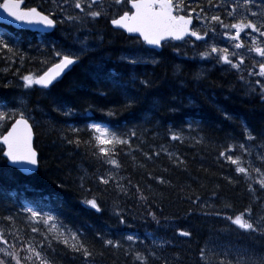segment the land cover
<instances>
[{
	"label": "trees",
	"instance_id": "obj_1",
	"mask_svg": "<svg viewBox=\"0 0 264 264\" xmlns=\"http://www.w3.org/2000/svg\"><path fill=\"white\" fill-rule=\"evenodd\" d=\"M89 22L88 47L81 52L77 46L80 60L46 89L40 85L26 89L19 77L29 71H46L57 61L51 45L61 49V44L69 45V39L59 34L60 28L42 38L12 26L0 29L6 41L15 44L18 40L16 47L20 49L10 61L0 53V103L7 108L19 107L34 123L39 152V168L29 176L10 166L6 158L0 159V226L18 229L25 240L29 236L40 240L47 228L42 223H29L23 207L58 216L63 225L78 231L93 255L85 258L53 241L54 264H140L125 254L127 248L145 255L155 252L156 257H148V264H163L164 260L168 264H204L199 250L206 242L215 253L227 251L226 259L232 264H236V257L264 254V235L240 230L223 215L214 214L222 211L234 216L251 206L253 219L264 215V190L255 182L256 174L246 181L230 161L219 157L229 143L245 142L246 126L256 139L246 144L251 156L245 154L243 160L253 159L256 167L264 170V162L257 158L264 155V101L258 94L259 85L252 83L256 92L249 94L247 81L252 80L247 72L237 73L215 59L201 57L199 53L206 47L193 39L167 42L156 51L141 40L137 42L136 37L119 33L107 19ZM69 32L66 35L73 38ZM20 55L24 56L23 64ZM133 56L135 64L130 63ZM44 60L48 63H42ZM241 74L244 81L238 78ZM129 99L133 103L127 107ZM70 109L71 114L65 115ZM109 110L116 115H107ZM11 122L0 128V134ZM90 123L125 137L129 131L136 132L130 146H115L113 158L118 169L98 153L92 130L86 127ZM70 127L81 131L72 133ZM171 132L182 139L172 140ZM77 135L81 141L91 139V143H67ZM232 154L239 155L240 150L234 149ZM177 159L182 163H174ZM109 172L116 179L101 183L98 177L107 178ZM248 183L253 184L254 193ZM137 186L147 200L139 199ZM92 198L97 199L100 212L85 203ZM117 209L124 215L123 224ZM149 212L155 213V220ZM9 214L15 225L3 219ZM32 227L40 232L31 233ZM178 230L191 235L184 237ZM97 233L104 239L120 240L122 246L104 245ZM128 235L138 236L139 242L126 241ZM6 239L13 243L12 235ZM218 258L212 257L213 264Z\"/></svg>",
	"mask_w": 264,
	"mask_h": 264
},
{
	"label": "snow or ice",
	"instance_id": "obj_2",
	"mask_svg": "<svg viewBox=\"0 0 264 264\" xmlns=\"http://www.w3.org/2000/svg\"><path fill=\"white\" fill-rule=\"evenodd\" d=\"M46 2L51 5L49 9H42L40 5L32 7L22 6L24 0H2L0 2V9L6 12L8 16L14 18L15 21L29 25H43L45 29H54L58 24H63L65 21L83 23L89 18L96 20L102 16L105 18L111 17L109 20L111 25L124 29L128 33L138 34L136 37L137 42L142 40L154 46H160L162 41L169 38L184 40L189 37H195L197 41H203L206 45V50L199 53L201 57L214 58L217 63L230 66L237 73L246 71L250 76L264 78V46H261L264 41L260 39L264 38V0H260L259 4L256 3V0H233L230 7L228 0H215V2L214 0H206V7L204 4L197 3L195 8L191 7L190 4H186L185 0H111L109 4H105L104 0H46ZM125 4H130L131 10L123 11L122 14L111 11L113 5L120 7ZM217 5L219 9L223 10L224 16L231 18L235 22L225 23L220 12L217 10ZM253 7H256L258 10L252 11ZM70 10L75 14H69ZM210 11H214L215 14L209 15ZM181 12L185 14H180ZM194 16L199 25L198 28L193 25ZM57 17H60V19H57ZM241 33H244L245 38H250L251 47H248L244 43V40L241 39ZM255 33H259L260 38ZM221 35L229 38L228 43L232 47L231 51L227 47L220 48L216 43H209L205 39V37L211 36L213 41H215ZM16 44H19L18 40L13 44L6 41L4 35H0V53L4 54L6 60H12L13 56L20 52ZM80 44L81 52H83L87 48V38L81 40ZM240 49H247L248 54L255 52L261 58L262 62H257L255 59L252 60L253 65L259 68L258 73L252 67L245 65V55L237 51ZM51 50L53 58L58 62L52 64L42 74L29 71L24 75H20L19 79L23 82L24 88L28 89L33 85H40L46 89L53 84L65 69H68L80 60V54L75 52L65 54L63 49H57L55 43L51 45ZM19 60L23 64L24 56L20 55ZM152 62L155 63L156 61L153 60ZM42 63L47 64L48 61L44 60ZM130 63H137V58L133 56ZM3 71L7 72L8 68L3 69ZM19 72L20 69L17 68L15 74L18 75ZM238 78L240 81L245 80L242 74ZM142 83L148 84L147 81H142ZM247 84L249 94L255 93V85H259L258 94L261 100L264 101V83L261 82V79H256L255 85L251 81H247ZM18 103L22 106L24 102L20 100ZM132 103L133 101L129 99L126 106L130 107ZM71 112L72 110L70 109L64 114L69 115ZM107 115L114 116L116 113L109 110ZM10 121L14 122L7 128V131L0 134V145L3 146L0 147V159L6 158V161L11 165H18L25 171H28L29 166L38 165L39 163L37 149L33 146V127L29 123V118H25V112L19 107L7 108L6 104L0 103V128ZM86 127L92 130L91 139L95 140L98 153L103 156L107 163L114 165L118 169L119 164L113 158L115 146L118 144L130 146V138L136 137V132L129 131L128 136L125 137L117 135L99 123H90ZM70 131L72 133H79L81 130L70 127ZM244 134V143H229L224 150L219 152V157L230 161L235 166V172L242 174L246 181L253 180L252 174L255 173V182L260 185L261 190H264V170L260 167H254L251 159L247 162L243 160L245 154L249 157L251 156V150L246 147V144L255 140L256 137L246 126ZM91 139L89 141H81L77 135L74 141L67 140V143H75L79 146L81 143H91ZM171 139H182V136L176 132H171ZM261 146H264V144ZM237 148L240 150V154L234 156L232 154L233 150ZM161 150L167 151L163 146H161ZM93 155H96V153H93ZM144 155L151 159L148 153H144ZM156 155H159V153H156ZM172 155V153H168L169 158H172ZM257 158L261 162H264V155H258ZM174 163L179 164L182 161L177 159ZM245 163L247 166H245ZM98 179L101 183L108 184L111 180L116 179V177L112 172H109L107 178L101 175ZM119 179H123V177ZM156 179L161 183L166 182L162 177H156ZM129 183L131 182L129 181ZM117 187L122 191H126L119 183H117ZM248 189L253 193L255 192L252 183H248ZM137 192L140 193V200H147V197L140 191L139 186H137ZM212 195L215 196V193H212ZM199 199L197 197V200ZM85 203L97 212L101 211L96 198L88 199ZM204 207L211 206L205 204ZM224 207L230 208L231 206L225 205ZM22 212L28 214L26 219L29 223H42L47 228V231L41 233L42 239L40 240H36L34 236H29L25 240L18 229L14 227L5 229L3 226H0V243L5 245L4 247H0V264H54L55 249L53 248V241L71 248L74 252L82 253L85 258L92 257V251L80 239L78 231H73L71 228L63 225L58 216L52 212L36 211L31 206L23 207ZM116 214L119 217L120 223H125L124 215L119 209L116 210ZM214 214L216 216L223 215L225 220L229 221L231 225L237 226L240 230L264 235V215L253 219V209L251 206L246 207L242 212L234 216L227 215L222 211H216ZM148 215L154 220L156 219L155 213L149 212ZM3 219L8 221L10 225H15L13 215L9 214L3 217ZM178 231L184 237H190L191 235L188 231ZM38 232H40L38 227L31 228V233ZM7 235L13 236V243H9L6 239ZM97 236L103 240V244L106 246L117 249L122 246L120 240L104 239L100 233H97ZM125 240L128 242H139L138 236L135 235H128L125 237ZM50 251L53 255H49ZM125 254L132 255L134 262L139 261L140 264H148L149 256L156 257V253L153 251H149L145 255L139 251H134L132 248L125 249ZM228 254L227 251L223 253L213 252L208 247L207 242L199 250V257L204 264H213V256L219 257L216 264H232L231 260L226 259ZM174 255L178 257L179 254ZM163 264H168V261L164 260ZM236 264H264V254H253L247 258L236 257Z\"/></svg>",
	"mask_w": 264,
	"mask_h": 264
},
{
	"label": "water",
	"instance_id": "obj_3",
	"mask_svg": "<svg viewBox=\"0 0 264 264\" xmlns=\"http://www.w3.org/2000/svg\"><path fill=\"white\" fill-rule=\"evenodd\" d=\"M23 5V4H22ZM0 23L2 24H12L14 25L15 27L17 28H24V29H29V30H33V31H40V32H49L51 31L52 29H45L43 25H29V24H26V23H22V22H19V21H15L14 18L8 16V14L6 12H4L2 9H0ZM115 28L117 29H121V28H118L116 26H114ZM191 27V25H190ZM125 33L129 34V35H133V36H138V34H135V33H128L126 32L124 29H122ZM195 38V37H194ZM168 40H171V38L165 40V41H168ZM165 41H162V43H164ZM162 43L160 46H154V45H149L147 43H145L147 46L151 47V48H154L156 50H160L162 48ZM74 65L70 66L68 69H65L64 72L61 73V75L59 77H57V79L53 82V84L59 80H61L64 75L69 72L72 68H73ZM27 118V117H25ZM29 123L32 125V123L30 122L29 120ZM33 127V125H32ZM34 141H35V133H34V128H33V146L35 147L34 145ZM38 152V151H37ZM10 166L16 168L17 170H19L21 173H23L24 175H30V174H33L35 173L37 170H38V167H39V163L38 165H33V166H29V170L28 171H25L23 168H21L20 166L18 165H11L10 163H8Z\"/></svg>",
	"mask_w": 264,
	"mask_h": 264
},
{
	"label": "rangeland",
	"instance_id": "obj_4",
	"mask_svg": "<svg viewBox=\"0 0 264 264\" xmlns=\"http://www.w3.org/2000/svg\"><path fill=\"white\" fill-rule=\"evenodd\" d=\"M201 2L202 4H204L205 5V7H206V0H198V2ZM196 1H194V0H192V1H190V2H186V0H185V3L186 4H190V5H192L193 3H195ZM214 2H215V0H214ZM233 2V0H228V5H229V7H230V5H231V3ZM259 2L260 1H258V0H256V3L257 4H259ZM217 10L220 12V14H221V16H222V19H224V22L225 23H233V22H235L234 20H232L231 18H228V17H226V16H224L223 15V10L222 9H219V6L217 5ZM258 9L256 8V7H253L252 8V11H257ZM180 14H185V13H183V12H181ZM212 14H215V12L214 11H210L209 12V15H212ZM249 16H250V14H249ZM195 17V16H194ZM251 18V17H250ZM197 28L199 27V25L197 24V26H196ZM248 31H250V30H248ZM255 35L258 37V38H260L259 37V33H255ZM228 37H224V36H220V37H217L216 39H215V41H213V39L211 38V36H209V37H207V41L209 42V43H216V45L218 46V47H220V48H225V47H227V48H229V51H231L232 50V47L229 45V43H228ZM241 39L242 40H244V42H245V44L248 46V47H251V40H250V38H245V36H244V33H241ZM261 39V41H264V38H260ZM203 46L204 47H206V45H205V43L203 44ZM261 46H264V43H262V45ZM237 51H239V52H241L243 55H245L248 59H252L253 60V58H255V59H260L261 60V58L255 53V52H252L251 54H248L247 53V49H240V50H237ZM213 55H215V54H213ZM205 58H209L210 60H212V59H214V58H211V57H205ZM205 58H203V59H205ZM249 159L247 158L246 159V161H248Z\"/></svg>",
	"mask_w": 264,
	"mask_h": 264
},
{
	"label": "bare ground",
	"instance_id": "obj_5",
	"mask_svg": "<svg viewBox=\"0 0 264 264\" xmlns=\"http://www.w3.org/2000/svg\"><path fill=\"white\" fill-rule=\"evenodd\" d=\"M129 6V4H125V5H122V6H120V7H117V6H113V8H111V11H113V9L114 10H116L117 8H121V7H123V8H127ZM101 18H104V19H107L108 21L110 20V18L111 17H108V18H105V17H101ZM89 21H92V19H86L83 23H80V22H75V27L76 28H74L73 26H72V28H73V31H71L70 30V27H69V23L68 22H64V25H63V27H64V29H67V30H70V32L72 33V35L74 36V37H86L87 35H88V33L91 31L90 30V22ZM63 27H59L60 28V30L62 29V30H64L63 29ZM66 30V31H67ZM119 33L120 32H122V31H120V30H117ZM65 32V31H64ZM92 32V31H91ZM123 34H125V35H127V36H129V37H133V36H131V35H129V34H127V33H124V32H122ZM65 43H67V42H65ZM246 72V71H245ZM248 76L250 77V79L252 80V76H250L249 74H248ZM38 159H39V152H38ZM31 175V174H30ZM26 176H29V175H26Z\"/></svg>",
	"mask_w": 264,
	"mask_h": 264
},
{
	"label": "flooded vegetation",
	"instance_id": "obj_6",
	"mask_svg": "<svg viewBox=\"0 0 264 264\" xmlns=\"http://www.w3.org/2000/svg\"><path fill=\"white\" fill-rule=\"evenodd\" d=\"M258 1H260V0H258ZM25 2H27V4H28V7H32V6H34L36 3H37V5H40L41 7H42V9H49L50 7H51V5H50V3H48V2H46V0H25ZM104 2H105V4H109V3H111V0H104ZM114 6V5H113ZM113 6H112V8H113ZM127 10H131L130 9V6H128L126 9L125 8H123V7H121V8H117L116 10H114L113 9V11H116V12H119V13H122L123 11H127ZM69 14H75V13H72L71 12V10L69 11ZM57 19H60V17H57ZM65 22H67V21H65ZM70 25H69V27H70V30L71 31H73V28H72V26L74 27V28H76L75 27V22H68ZM108 23L110 24V22L108 21ZM63 25H64V23H63ZM63 25L62 24H58V26L59 27H63ZM63 29H64V27H63ZM66 30L67 29H64V30H62L61 29V32H64L65 31V33H66ZM70 33V32H69ZM68 33V34H69ZM64 39V38H63ZM253 59H255V58H253ZM257 62H262L260 59H255ZM250 63V64H249ZM249 63H247V64H245L247 67H252V66H255V65H253V63H252V59H250L249 60ZM253 68V67H252ZM254 69V68H253ZM255 70V69H254Z\"/></svg>",
	"mask_w": 264,
	"mask_h": 264
}]
</instances>
